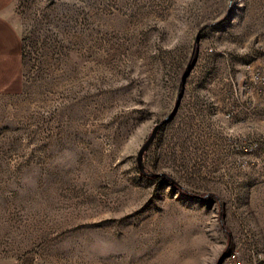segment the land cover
Returning a JSON list of instances; mask_svg holds the SVG:
<instances>
[{"label":"rangeland","instance_id":"obj_1","mask_svg":"<svg viewBox=\"0 0 264 264\" xmlns=\"http://www.w3.org/2000/svg\"><path fill=\"white\" fill-rule=\"evenodd\" d=\"M10 19L24 72L0 97V264L264 260V122L240 77L260 0H13Z\"/></svg>","mask_w":264,"mask_h":264},{"label":"crops","instance_id":"obj_2","mask_svg":"<svg viewBox=\"0 0 264 264\" xmlns=\"http://www.w3.org/2000/svg\"><path fill=\"white\" fill-rule=\"evenodd\" d=\"M12 3L0 0V97L16 96L23 90L21 36L10 19Z\"/></svg>","mask_w":264,"mask_h":264},{"label":"built area","instance_id":"obj_3","mask_svg":"<svg viewBox=\"0 0 264 264\" xmlns=\"http://www.w3.org/2000/svg\"><path fill=\"white\" fill-rule=\"evenodd\" d=\"M261 15L264 17V0H260ZM255 49L259 50L253 56L252 67H243V74H240L242 82V103L243 109L248 112V117L255 122H264V36L262 40L255 43ZM263 62L256 64L258 60ZM252 82L253 89L246 88ZM253 124V123H252ZM252 150L251 147L246 151ZM229 264H256L255 253L251 251V246L243 251H236L233 258L229 259Z\"/></svg>","mask_w":264,"mask_h":264},{"label":"water","instance_id":"obj_4","mask_svg":"<svg viewBox=\"0 0 264 264\" xmlns=\"http://www.w3.org/2000/svg\"><path fill=\"white\" fill-rule=\"evenodd\" d=\"M159 129V125L155 126L150 137L148 138V140L145 142V144L141 147V149L139 150L138 154H137V164H138V168L140 169V171H142V156L144 151L147 149V147L149 146V144L152 142V140L154 139L157 131Z\"/></svg>","mask_w":264,"mask_h":264},{"label":"bare ground","instance_id":"obj_5","mask_svg":"<svg viewBox=\"0 0 264 264\" xmlns=\"http://www.w3.org/2000/svg\"><path fill=\"white\" fill-rule=\"evenodd\" d=\"M254 253H255V262H256V264H264V260L261 258V254H257L255 251H254ZM234 254H236V252H232L229 256H228V260L230 259V258H233L234 257Z\"/></svg>","mask_w":264,"mask_h":264},{"label":"trees","instance_id":"obj_6","mask_svg":"<svg viewBox=\"0 0 264 264\" xmlns=\"http://www.w3.org/2000/svg\"><path fill=\"white\" fill-rule=\"evenodd\" d=\"M157 179H159V180H161V181L164 180V178H162V177H158Z\"/></svg>","mask_w":264,"mask_h":264}]
</instances>
